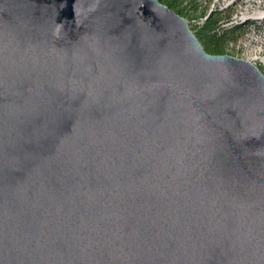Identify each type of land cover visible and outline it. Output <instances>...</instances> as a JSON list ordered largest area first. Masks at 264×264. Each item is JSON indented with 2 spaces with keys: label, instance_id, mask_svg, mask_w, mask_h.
Returning <instances> with one entry per match:
<instances>
[{
  "label": "water",
  "instance_id": "95a60500",
  "mask_svg": "<svg viewBox=\"0 0 264 264\" xmlns=\"http://www.w3.org/2000/svg\"><path fill=\"white\" fill-rule=\"evenodd\" d=\"M0 264H264V72L159 0H0Z\"/></svg>",
  "mask_w": 264,
  "mask_h": 264
},
{
  "label": "rangeland",
  "instance_id": "374dc122",
  "mask_svg": "<svg viewBox=\"0 0 264 264\" xmlns=\"http://www.w3.org/2000/svg\"><path fill=\"white\" fill-rule=\"evenodd\" d=\"M159 1L188 20L203 46L209 40V35L202 32L204 22L215 15L221 27L230 32L222 40L226 55L245 60L255 56L264 59V0ZM257 66L264 72V63Z\"/></svg>",
  "mask_w": 264,
  "mask_h": 264
},
{
  "label": "trees",
  "instance_id": "16d2710c",
  "mask_svg": "<svg viewBox=\"0 0 264 264\" xmlns=\"http://www.w3.org/2000/svg\"><path fill=\"white\" fill-rule=\"evenodd\" d=\"M202 32L209 35V40L204 44V48L208 53L213 55H226L222 40L230 32L228 29H223L221 27V23L218 19H216L215 15H210L207 17L206 21L204 22V28L202 29Z\"/></svg>",
  "mask_w": 264,
  "mask_h": 264
},
{
  "label": "built area",
  "instance_id": "2783aa9c",
  "mask_svg": "<svg viewBox=\"0 0 264 264\" xmlns=\"http://www.w3.org/2000/svg\"><path fill=\"white\" fill-rule=\"evenodd\" d=\"M248 61H250L251 63L257 65V63H262V59L259 58L258 56H255V57H251L248 59Z\"/></svg>",
  "mask_w": 264,
  "mask_h": 264
},
{
  "label": "bare ground",
  "instance_id": "6f19581e",
  "mask_svg": "<svg viewBox=\"0 0 264 264\" xmlns=\"http://www.w3.org/2000/svg\"><path fill=\"white\" fill-rule=\"evenodd\" d=\"M261 62L264 63V59Z\"/></svg>",
  "mask_w": 264,
  "mask_h": 264
}]
</instances>
